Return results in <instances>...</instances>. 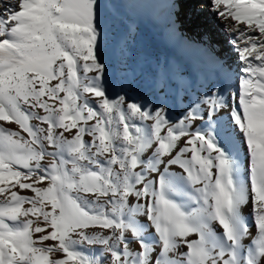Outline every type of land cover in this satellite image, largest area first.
<instances>
[{"label":"snow or ice","instance_id":"snow-or-ice-1","mask_svg":"<svg viewBox=\"0 0 264 264\" xmlns=\"http://www.w3.org/2000/svg\"><path fill=\"white\" fill-rule=\"evenodd\" d=\"M188 4L240 74L173 120L109 93L98 0H0V264H264V0Z\"/></svg>","mask_w":264,"mask_h":264},{"label":"bare ground","instance_id":"bare-ground-1","mask_svg":"<svg viewBox=\"0 0 264 264\" xmlns=\"http://www.w3.org/2000/svg\"><path fill=\"white\" fill-rule=\"evenodd\" d=\"M171 2L98 0V13L102 32H107L100 44L107 88L114 86V95L124 94L135 78L134 98L148 102L158 97L175 120L210 88L221 86L220 64L233 73L230 92L236 91L240 73L223 24L188 4L175 15L174 27L169 15L178 10L169 7ZM241 155L243 159V151ZM249 210L250 205L243 211Z\"/></svg>","mask_w":264,"mask_h":264},{"label":"rangeland","instance_id":"rangeland-1","mask_svg":"<svg viewBox=\"0 0 264 264\" xmlns=\"http://www.w3.org/2000/svg\"><path fill=\"white\" fill-rule=\"evenodd\" d=\"M99 9V8H98ZM99 14H100V12H99ZM174 17H175V15L174 14H170L169 15V22H170V24L172 25V26H176V22H175V20H174ZM101 19V17H99V20ZM184 32V31H183ZM105 33H107V32H102V34H105ZM181 37H183V36H179V38H181ZM182 39V38H181ZM100 47H101V52L103 51V47L100 45ZM130 83H128V85H126V89H128L127 91H124V94L126 93L128 96H130V97H135V95H136V87H135V83H136V79L135 78H132L130 81H129ZM111 88V89H110ZM109 89H108V91H109V93L111 94V95H114V92H115V87L114 86H112V87H110ZM134 91V92H133ZM148 103H150V104H152V105H158V106H160V107H164V105L162 104V102L159 100V98L157 97V99L155 100V99H152V100H149L148 101ZM159 103V104H158ZM166 108V107H165ZM167 109V108H166ZM168 110V109H167ZM14 127V126H13ZM51 150V149H50ZM24 194H29L27 191H25V193ZM192 238H195V237H192ZM46 243H50V242H46ZM245 243H248V241H245Z\"/></svg>","mask_w":264,"mask_h":264}]
</instances>
